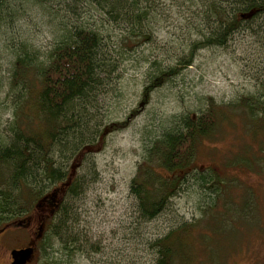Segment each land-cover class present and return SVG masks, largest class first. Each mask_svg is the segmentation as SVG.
Returning <instances> with one entry per match:
<instances>
[{"label": "rangeland", "instance_id": "1", "mask_svg": "<svg viewBox=\"0 0 264 264\" xmlns=\"http://www.w3.org/2000/svg\"><path fill=\"white\" fill-rule=\"evenodd\" d=\"M52 1L49 7L59 12L58 16L66 23L88 26L102 34L104 51L114 68L113 73L102 78L91 103L83 111L86 116L80 133L82 143L95 144L98 133L106 125L126 124L125 129L108 133L102 145L82 160L73 162L81 189L68 201L67 208L73 216L72 222L75 221L71 226L72 235L83 244L71 259L58 254L55 261L65 262L61 264H153L155 252L151 243L154 239L182 224L197 223L213 237V241H206V246L212 250L213 264L219 258L222 264H264V171L248 172L222 166V162L235 155L240 144L247 142L245 157L250 159L254 146L259 147L258 143H261H251L247 136L249 123L239 114L234 115L231 123H220L211 138L201 141L195 164L202 169L218 165L221 177L240 179L235 186L225 187L224 197L239 198L249 192L256 206L258 223L248 226L233 222L230 215H227V221H211L208 208L212 200H215L216 214H219L225 212L223 199L218 200L214 192L193 181L157 218L145 222L138 219L136 200L129 191L144 147L176 117L199 114L211 101L231 110L230 106L241 96L261 94L264 78L259 75L264 71V53L254 34V23L245 24L246 32L235 35L224 48L197 51L190 67L156 88L147 102L142 103V90L150 77L189 56L192 45L200 42L201 32L207 33L211 19L206 7L211 0H142L147 11L143 21L147 23V38L143 37L147 30L132 32L130 24L124 22L121 15L107 14L103 3ZM19 12L22 16L7 34L8 42L25 39L42 52L48 51L55 39L49 17L42 16L40 7L34 3L24 10L20 7ZM260 21L264 25V16ZM133 35L142 36L137 39L141 40L140 44H132ZM2 57L0 78L3 85L11 53L2 51ZM5 93V89L0 91V99L6 102L0 109L2 131L7 130V124L12 120L11 110L6 108L12 105L11 99L8 100ZM53 152L60 165H69L74 159L71 153L59 159L60 153ZM36 224L33 221L28 229L11 228L5 233L0 264H7L11 250L35 245L31 233ZM4 226L0 224V229ZM57 249L59 246L55 247ZM49 251L47 249V255L52 257L53 253ZM204 253L200 249V256Z\"/></svg>", "mask_w": 264, "mask_h": 264}, {"label": "trees", "instance_id": "2", "mask_svg": "<svg viewBox=\"0 0 264 264\" xmlns=\"http://www.w3.org/2000/svg\"><path fill=\"white\" fill-rule=\"evenodd\" d=\"M85 1L103 3L106 13L121 15L122 20L130 24L132 32L147 30V23L143 22L147 11L142 0ZM52 2L0 0V68L2 51L11 53L3 85L0 78V91L5 89L6 98L12 103L6 107L11 110L12 120L7 124V130H0V224L9 226L10 230H19L33 221L43 226L38 234L39 240L32 246L35 249L32 264H52L53 260L54 264L65 263L56 262L55 256L65 254L71 259L79 251L83 242L72 235L71 226L75 221L72 222L73 216L67 208L68 201L81 189L73 162L82 160L91 150L102 145L108 133L126 127L125 123L106 125L98 133L95 144L82 143L80 133L86 116L83 111L91 103L102 78L113 73L114 68L104 51L102 34L88 26L66 23L58 16L59 12L49 7ZM30 3L38 5L42 16L51 20L55 39L46 52L25 39L15 43L10 39L8 42L7 34L22 16L19 8L27 9ZM206 11L211 19L207 33L201 32V40L192 45L189 56L150 77L142 90V103L147 102L156 88L190 67L197 51L224 48L235 35L246 32L245 24L254 23L252 28L260 40V51L264 53V25L260 21L264 16V0H211ZM146 35L148 30L143 37L147 38ZM132 37V44L141 43L137 39L142 36ZM259 77L264 78V71ZM4 105L6 102L0 99V109ZM230 109L211 101L199 114L176 117L144 147L129 185L130 194L136 200L135 212L139 220L148 222L157 218L193 181L214 192L218 200L223 199L225 212L219 214H216L217 205L212 200L208 208L211 221H227V215H230L233 222L248 226L258 223L256 206L249 192L239 198L224 197L225 187L235 186L240 179L221 177L218 165L202 169L195 164L201 141L211 138L220 123H231L234 115L239 114L249 123L247 136L251 143H261H258L259 147L254 146V154L248 159L243 135L245 144H240L235 155L222 162V166L248 172L264 171L261 166L264 165V86L259 96H241ZM235 109L238 111H233ZM54 150L60 153L59 159L70 153L74 159L69 165H60L53 157ZM38 206L43 208L41 214L37 212ZM206 241H213L209 231L197 223L182 224L153 240V264H213L212 250L206 246ZM56 246L59 250H55ZM47 249L53 253L52 257H48ZM200 249L205 251L203 257ZM220 260L215 264H222Z\"/></svg>", "mask_w": 264, "mask_h": 264}, {"label": "water", "instance_id": "3", "mask_svg": "<svg viewBox=\"0 0 264 264\" xmlns=\"http://www.w3.org/2000/svg\"><path fill=\"white\" fill-rule=\"evenodd\" d=\"M35 249L26 247L22 249H13L10 251L11 264H30L33 259Z\"/></svg>", "mask_w": 264, "mask_h": 264}, {"label": "flooded vegetation", "instance_id": "4", "mask_svg": "<svg viewBox=\"0 0 264 264\" xmlns=\"http://www.w3.org/2000/svg\"><path fill=\"white\" fill-rule=\"evenodd\" d=\"M43 208H41V206H38L37 208V212H41ZM31 223V222H30ZM21 224V223H19ZM23 224V222H22ZM21 224V225H22ZM30 226V225H28ZM28 226L26 225L25 227H21L18 228L19 230H22L23 228L25 229H28ZM35 229V230H34ZM33 229L31 235H32V239L35 240V243L39 240L40 236L38 235L39 233L41 234L42 230H43V226H41L39 223L36 224V227ZM10 230V227L9 226H4L3 228L0 229V248L2 247V238L4 237L5 233H7V231ZM34 243V244H35ZM33 245L32 244H29V246L27 247H32ZM24 248V247H23ZM10 255V254H9ZM33 260V259H32ZM12 260L11 258L9 259V261L7 262V264H11ZM33 261L30 262V264H32Z\"/></svg>", "mask_w": 264, "mask_h": 264}, {"label": "bare ground", "instance_id": "5", "mask_svg": "<svg viewBox=\"0 0 264 264\" xmlns=\"http://www.w3.org/2000/svg\"><path fill=\"white\" fill-rule=\"evenodd\" d=\"M3 243V242H2Z\"/></svg>", "mask_w": 264, "mask_h": 264}]
</instances>
